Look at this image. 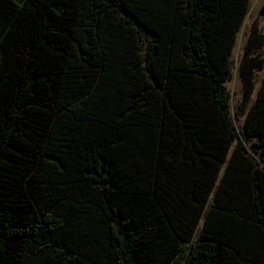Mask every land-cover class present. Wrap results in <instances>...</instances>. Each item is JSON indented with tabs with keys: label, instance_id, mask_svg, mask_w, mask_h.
Wrapping results in <instances>:
<instances>
[{
	"label": "trees",
	"instance_id": "16d2710c",
	"mask_svg": "<svg viewBox=\"0 0 264 264\" xmlns=\"http://www.w3.org/2000/svg\"><path fill=\"white\" fill-rule=\"evenodd\" d=\"M250 7L0 0V264H264Z\"/></svg>",
	"mask_w": 264,
	"mask_h": 264
},
{
	"label": "rangeland",
	"instance_id": "374dc122",
	"mask_svg": "<svg viewBox=\"0 0 264 264\" xmlns=\"http://www.w3.org/2000/svg\"><path fill=\"white\" fill-rule=\"evenodd\" d=\"M264 0H250V11L247 19L245 20L241 31L238 34L237 44L234 50V62L233 69L230 78L227 81V87L232 96V106L234 112V120L236 122L237 129L239 132L242 131V125L244 118H239L237 116L238 106L243 97V83L239 72V63L241 61L245 45L247 44L250 33L253 26L257 25L259 32L261 33L264 41V12L262 11V5ZM261 54L264 57V42L261 48ZM264 78V70L256 73L255 83L258 88L261 86L262 80Z\"/></svg>",
	"mask_w": 264,
	"mask_h": 264
}]
</instances>
